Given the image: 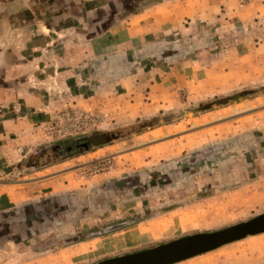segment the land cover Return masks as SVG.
<instances>
[{"label": "rangeland", "instance_id": "374dc122", "mask_svg": "<svg viewBox=\"0 0 264 264\" xmlns=\"http://www.w3.org/2000/svg\"><path fill=\"white\" fill-rule=\"evenodd\" d=\"M236 5L151 34L147 42L166 40L185 56L139 66L137 80L102 109L70 105L53 113L28 153L0 150V198L17 209L46 191L72 198L68 215L39 235L13 240L3 231L0 264H52L62 254L70 258L64 264H91L264 213V0ZM79 110L99 122L84 127L73 114L55 121ZM96 133L107 134L104 144L57 151ZM197 154L201 163L188 165ZM134 176L147 188L104 189ZM164 177L167 186H150ZM96 233L106 235L89 238ZM178 264H264V234Z\"/></svg>", "mask_w": 264, "mask_h": 264}, {"label": "crops", "instance_id": "0c3cea01", "mask_svg": "<svg viewBox=\"0 0 264 264\" xmlns=\"http://www.w3.org/2000/svg\"><path fill=\"white\" fill-rule=\"evenodd\" d=\"M239 1L0 0V150L28 153L45 118L66 106L102 109L109 95L137 80L139 66L185 56L177 45L147 37L196 13L233 12ZM69 259L62 254L49 263Z\"/></svg>", "mask_w": 264, "mask_h": 264}, {"label": "water", "instance_id": "95a60500", "mask_svg": "<svg viewBox=\"0 0 264 264\" xmlns=\"http://www.w3.org/2000/svg\"><path fill=\"white\" fill-rule=\"evenodd\" d=\"M181 51L182 53L186 52L183 49ZM106 139L107 137H100L95 144L100 146L105 143ZM13 207L15 206L9 202L6 196L0 198V213ZM123 225L120 224L118 227ZM110 230L111 227L104 233H109ZM263 234L264 213H261L248 220L217 230L188 234L140 250L106 257L91 264H178Z\"/></svg>", "mask_w": 264, "mask_h": 264}, {"label": "flooded vegetation", "instance_id": "af4514ba", "mask_svg": "<svg viewBox=\"0 0 264 264\" xmlns=\"http://www.w3.org/2000/svg\"><path fill=\"white\" fill-rule=\"evenodd\" d=\"M67 145H68L66 149L67 153H72L74 151L85 149L83 148L85 147L83 144L79 148L76 145H73L72 143L70 145L69 144ZM62 146H65V144H63ZM63 149L64 147L62 148L58 146L57 151ZM202 160H203V156L199 154L194 155L188 161V165L192 166V165L200 164ZM161 180L162 182L157 183L155 181L150 186L151 187L161 186V185L167 186V184L170 183V180L167 177H164ZM140 186H142V189L147 188L145 182L140 181L139 177L134 176L126 180L122 179V180L113 181L111 184L105 186L104 189L108 193L116 192L118 190L126 189L128 187H132L138 191L141 189ZM43 194L44 197L40 201L27 203L21 206L20 209H17V207H13L11 209L5 210L9 212L3 216L4 220H2L0 223V236L3 234V231L5 232L7 229L8 233L5 234V236L8 235L7 237L8 239L12 237L13 240L16 239L27 240L30 238L29 236L32 237L35 235H39L41 230L40 228H44L46 225H49L50 223L60 220L61 218L66 217L68 215L69 210L71 209L70 203L72 200V198L69 195H53V191H46ZM114 229L115 226H111V230L109 233H111ZM101 233L90 235L89 238L95 239L96 237H100L107 234V233L106 234H101Z\"/></svg>", "mask_w": 264, "mask_h": 264}, {"label": "built area", "instance_id": "2783aa9c", "mask_svg": "<svg viewBox=\"0 0 264 264\" xmlns=\"http://www.w3.org/2000/svg\"><path fill=\"white\" fill-rule=\"evenodd\" d=\"M243 2H248L251 0H242ZM73 114V119L77 122L78 125H82L84 127L86 126H95L99 122V118L96 117L95 115L85 112V111H73L72 113L68 112L63 115H57L55 117V121H61L63 118L67 117L70 118ZM51 131L53 130L52 128L50 129Z\"/></svg>", "mask_w": 264, "mask_h": 264}, {"label": "trees", "instance_id": "16d2710c", "mask_svg": "<svg viewBox=\"0 0 264 264\" xmlns=\"http://www.w3.org/2000/svg\"><path fill=\"white\" fill-rule=\"evenodd\" d=\"M104 133H96V134H93V135H89V136H86V137H83L77 141H73L72 144L73 145H76L78 148L82 146V144L85 146L83 148H85V150L89 151V149L91 147H95V146H98L96 145V141L101 137V138H104V137H107V134H104ZM65 144V143H64ZM69 145L71 143H68ZM63 145V144H62ZM62 145H59L60 147H64V150L66 151L67 149V144H65V146H62ZM89 147V148H88ZM82 150V149H81ZM84 150V149H83ZM67 153V152H66Z\"/></svg>", "mask_w": 264, "mask_h": 264}]
</instances>
